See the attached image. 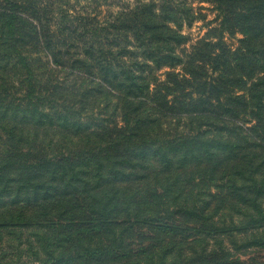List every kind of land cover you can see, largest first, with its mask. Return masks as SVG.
<instances>
[{
	"label": "trees",
	"instance_id": "obj_1",
	"mask_svg": "<svg viewBox=\"0 0 264 264\" xmlns=\"http://www.w3.org/2000/svg\"><path fill=\"white\" fill-rule=\"evenodd\" d=\"M75 8L0 0V264H264V0Z\"/></svg>",
	"mask_w": 264,
	"mask_h": 264
},
{
	"label": "rangeland",
	"instance_id": "obj_2",
	"mask_svg": "<svg viewBox=\"0 0 264 264\" xmlns=\"http://www.w3.org/2000/svg\"><path fill=\"white\" fill-rule=\"evenodd\" d=\"M132 1L134 0H69L70 4L76 7L75 9L80 11H92L96 8L102 10L99 19L105 18L108 9L114 8L117 10L119 6ZM202 12L207 15V20H212L215 17V11L209 4H203ZM205 25L206 21H198L191 28H184V31L189 33L192 39L195 40L205 33Z\"/></svg>",
	"mask_w": 264,
	"mask_h": 264
}]
</instances>
